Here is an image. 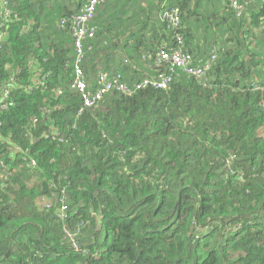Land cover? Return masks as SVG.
<instances>
[{
  "label": "trees",
  "instance_id": "obj_1",
  "mask_svg": "<svg viewBox=\"0 0 264 264\" xmlns=\"http://www.w3.org/2000/svg\"><path fill=\"white\" fill-rule=\"evenodd\" d=\"M88 1L0 0V264H264V0H102L79 62L131 93L93 106Z\"/></svg>",
  "mask_w": 264,
  "mask_h": 264
},
{
  "label": "built area",
  "instance_id": "obj_2",
  "mask_svg": "<svg viewBox=\"0 0 264 264\" xmlns=\"http://www.w3.org/2000/svg\"><path fill=\"white\" fill-rule=\"evenodd\" d=\"M102 0H89L81 11L75 15L74 17V26L73 31L76 37V51H77V61L74 65V76H73V85L74 88L82 93L84 104L87 106L95 105L99 100H101L110 90L116 88L125 93H131V88L121 81V76L119 74L111 77L107 72H101L99 74V85L97 90L90 91L88 90V82L85 77L83 68L80 59L83 57V45L82 41L86 35L91 36L93 34V30H89L86 27L87 21L94 14L98 3ZM232 6L237 11V13H241L245 11V6L243 4H239L236 1L233 2ZM168 17L172 24H178L180 22V18L178 15V10L176 8H172L171 12L168 14ZM158 59L160 61H164L169 63L173 68L182 67L184 68L190 75L201 76L203 72L209 67L210 61L203 62L201 64L202 67H194L193 65V57L188 52H185L181 49H163L158 54ZM45 79V75L36 76L35 80ZM43 82V81H41ZM172 82V75L166 72H160L157 76L153 78L142 79L140 83L137 85V88H141L144 86H153L155 88L165 89ZM37 121V120H35Z\"/></svg>",
  "mask_w": 264,
  "mask_h": 264
},
{
  "label": "crops",
  "instance_id": "obj_3",
  "mask_svg": "<svg viewBox=\"0 0 264 264\" xmlns=\"http://www.w3.org/2000/svg\"><path fill=\"white\" fill-rule=\"evenodd\" d=\"M170 1L169 0H164V2L162 3V8H164L168 3H169ZM160 6H161V4H160ZM159 12V11H158ZM126 35V34H125ZM119 36V35H118ZM111 38H113V37H111ZM127 54V50H126V52H125V50H120L119 51V53H118V58H119V60L121 59V58H123L125 55ZM126 57H127V55H126ZM147 72H146V68H140V70L139 71H136L135 72V70L131 73V76L133 77V78H141L143 75H145Z\"/></svg>",
  "mask_w": 264,
  "mask_h": 264
}]
</instances>
